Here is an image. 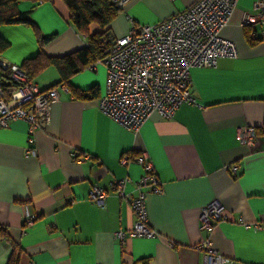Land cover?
Returning a JSON list of instances; mask_svg holds the SVG:
<instances>
[{
    "label": "crops",
    "instance_id": "1",
    "mask_svg": "<svg viewBox=\"0 0 264 264\" xmlns=\"http://www.w3.org/2000/svg\"><path fill=\"white\" fill-rule=\"evenodd\" d=\"M196 1L130 0L109 25L110 33L126 35L131 19L155 24ZM255 1L238 0L221 31L237 44L239 56L219 59L214 68H192L198 104H182L172 119L154 113L134 133L103 114L98 99L106 91L107 68L97 62L57 85L59 101L48 125L30 131L18 119L0 128V227L17 245L13 249L0 237V264L13 252L18 264H203L205 252L197 246L207 236L200 229L202 211L212 201L224 206L228 218L213 229L211 246L234 264H264V20L242 24L245 12L255 14ZM18 9L51 38L42 46L46 55L60 57L86 46L63 0H23ZM100 30L91 26L92 32ZM0 36L10 42L0 54L6 66H19L40 51L25 24L0 25ZM41 74L34 80L41 89L60 80L54 66ZM74 89H95L96 96L81 98ZM247 126L257 128L252 147L239 140ZM74 151L89 158L77 161ZM125 154L134 157L127 165L120 162ZM141 154L163 188L147 198L149 224L159 236L120 241L114 234L135 222L127 198L109 192L97 204L89 193L96 183L109 188L111 181L128 177L125 193L135 195L144 169L134 159Z\"/></svg>",
    "mask_w": 264,
    "mask_h": 264
},
{
    "label": "built area",
    "instance_id": "2",
    "mask_svg": "<svg viewBox=\"0 0 264 264\" xmlns=\"http://www.w3.org/2000/svg\"><path fill=\"white\" fill-rule=\"evenodd\" d=\"M128 1L113 0L121 9ZM237 3L238 0H197L186 10L155 24H141L131 19L129 32L120 37L112 35L105 57L98 61L107 68L106 91L98 99L100 111L124 128L138 133L154 113L162 119H172L182 104L197 105L191 89V69L214 68L219 59L239 56L237 44L221 35ZM253 8L255 14H243L242 24L246 27H251L257 19L264 20V0L255 1ZM251 36L254 37V33ZM0 68L9 72L15 81L6 86L0 73V128L18 119L27 121L30 131L48 125L52 106L59 101L60 87L39 88L35 81L20 72L17 65L0 63ZM61 86L67 88L65 84ZM258 139L255 126L243 127L239 133L240 142L246 146H255ZM27 152L36 155L34 148H28ZM74 157L82 161L89 155L74 151ZM131 159L125 154L120 162L127 165ZM134 160L144 169V174L134 183L135 195L125 193V186L130 181L128 177L111 181L109 188L96 183L89 193V199L97 204H102L109 192L127 198L135 222L132 228L114 234L120 241L159 236L149 224L147 198L149 193H162L163 188L145 154ZM230 172L237 176V167L230 166ZM33 218L28 216L29 221ZM227 218L224 206L216 201L204 207L200 229L207 236L197 246L205 252L203 264H234L222 257L210 242L215 226Z\"/></svg>",
    "mask_w": 264,
    "mask_h": 264
},
{
    "label": "trees",
    "instance_id": "3",
    "mask_svg": "<svg viewBox=\"0 0 264 264\" xmlns=\"http://www.w3.org/2000/svg\"><path fill=\"white\" fill-rule=\"evenodd\" d=\"M23 0H0V25L25 24L33 29L40 43V51L32 57L26 58L18 66L19 69L30 79L35 80L36 76L50 66L57 68L60 80L50 86L54 87L60 83H67L71 76L97 63L106 55V49L110 44L109 25L121 11L113 0H63L70 12V23L73 27L86 37L89 45L64 56H48L44 53L42 46L51 38L44 36L38 25L30 18L28 12L18 9V3ZM34 2L47 0H32ZM92 25H98L100 31H91ZM10 46V42L0 36V54ZM0 73L5 79L6 86L12 85L15 81L9 76V72L0 68ZM74 92L78 97L90 98L96 96L95 89L89 91ZM130 158H134L130 155ZM0 237L9 243L13 249L17 245L7 229L0 227ZM18 257L12 253L7 264H18Z\"/></svg>",
    "mask_w": 264,
    "mask_h": 264
},
{
    "label": "rangeland",
    "instance_id": "4",
    "mask_svg": "<svg viewBox=\"0 0 264 264\" xmlns=\"http://www.w3.org/2000/svg\"><path fill=\"white\" fill-rule=\"evenodd\" d=\"M41 75H42V74H39L38 76H36V78H35V79H36V80H37V79H39V77H40Z\"/></svg>",
    "mask_w": 264,
    "mask_h": 264
},
{
    "label": "water",
    "instance_id": "5",
    "mask_svg": "<svg viewBox=\"0 0 264 264\" xmlns=\"http://www.w3.org/2000/svg\"><path fill=\"white\" fill-rule=\"evenodd\" d=\"M20 72H22V71H20Z\"/></svg>",
    "mask_w": 264,
    "mask_h": 264
}]
</instances>
